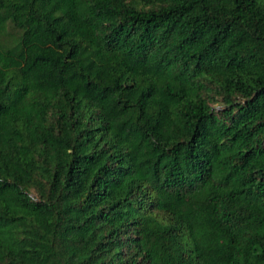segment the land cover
<instances>
[{"label":"trees","instance_id":"16d2710c","mask_svg":"<svg viewBox=\"0 0 264 264\" xmlns=\"http://www.w3.org/2000/svg\"><path fill=\"white\" fill-rule=\"evenodd\" d=\"M0 264H264V0H0Z\"/></svg>","mask_w":264,"mask_h":264}]
</instances>
